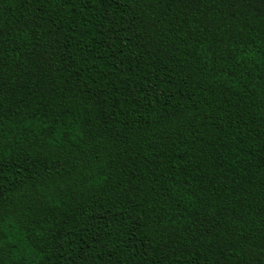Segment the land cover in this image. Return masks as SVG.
<instances>
[{"label":"trees","instance_id":"1","mask_svg":"<svg viewBox=\"0 0 264 264\" xmlns=\"http://www.w3.org/2000/svg\"><path fill=\"white\" fill-rule=\"evenodd\" d=\"M0 264H264V0H0Z\"/></svg>","mask_w":264,"mask_h":264}]
</instances>
